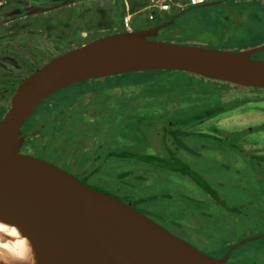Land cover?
Listing matches in <instances>:
<instances>
[{"label": "rangeland", "instance_id": "374dc122", "mask_svg": "<svg viewBox=\"0 0 264 264\" xmlns=\"http://www.w3.org/2000/svg\"><path fill=\"white\" fill-rule=\"evenodd\" d=\"M40 2L47 5L29 1L30 14L7 5L6 11H0V34L25 27H53L50 29L57 35L72 33L82 45L122 33L129 12L133 13L135 30L159 23V19L149 22L134 16L146 0ZM180 13L176 23L158 35V41L232 53L264 46V0H222ZM76 30L81 33L77 35ZM254 57L264 62V52ZM52 59L49 56L47 61ZM84 83L58 96L71 95L75 105L82 89H95L98 83L100 88L118 87V92L105 94L101 100L104 108H92L106 112L96 126L100 128L94 131L98 138L95 141L118 139L117 155L136 157L121 166L133 174L85 179L69 171L86 184L132 202L137 210L215 259L230 254L228 264H264V238L251 240L264 235V166L260 165L264 161L259 160L264 158V90L218 84L181 71L142 72ZM179 83H189L193 89L175 92ZM53 105L63 106L64 102L55 98ZM206 108H216L217 112L221 108L234 109L210 118ZM81 110L73 108L74 121L83 117ZM0 116L4 118L5 114ZM248 122H256V128L248 131ZM179 132L189 134L183 140L177 139L175 134ZM196 174L204 175L210 184L206 190L212 193L202 188L205 184L202 179L203 183L197 181ZM211 177L214 181L209 180ZM246 240L250 241L231 252Z\"/></svg>", "mask_w": 264, "mask_h": 264}, {"label": "water", "instance_id": "95a60500", "mask_svg": "<svg viewBox=\"0 0 264 264\" xmlns=\"http://www.w3.org/2000/svg\"><path fill=\"white\" fill-rule=\"evenodd\" d=\"M173 23L95 39L21 82L0 121V225L15 229L29 250L15 258L0 251V264L228 263L230 254L212 258L131 204L88 187L56 165L19 153L22 128L35 111L56 93L83 82L181 71L264 90V62L253 59L264 46L232 53L152 40Z\"/></svg>", "mask_w": 264, "mask_h": 264}, {"label": "flooded vegetation", "instance_id": "af4514ba", "mask_svg": "<svg viewBox=\"0 0 264 264\" xmlns=\"http://www.w3.org/2000/svg\"><path fill=\"white\" fill-rule=\"evenodd\" d=\"M29 1L35 2L34 4L36 5H47V3L43 4L40 0H4L0 4V8H2L0 11L1 13L6 11V6L9 5L12 9H22L23 14L24 12L30 14ZM3 4H5V7ZM174 13L173 11L170 12L166 15L167 17L162 19L163 21L159 20V23L152 27L166 24L173 20V24H175L182 13ZM0 19L3 20V18ZM50 28L53 27L40 29L25 27L0 34V114L6 115L10 109L11 99L23 80L54 59L81 46L72 33L69 36L57 35L54 29ZM80 33L81 31L76 30L77 35ZM152 40L158 41L157 37L152 38ZM49 56L53 59L47 61ZM254 56L253 59L255 60ZM23 65H27V68L23 69ZM98 80L101 79L87 81L84 85ZM99 86L100 84L98 83V86H93L95 89H82L76 97L78 102L75 105L72 103L71 95L58 96L64 90L45 101L23 126L24 142L19 149V153L56 165L80 179L88 187L101 191L99 187L96 188L86 184L81 177L70 171L78 172L85 179L88 176L97 178L111 177L115 175L114 173L133 174L131 169L122 170L121 166L135 159L136 156L126 153L122 156L119 153L117 155L116 151L119 149L118 139L109 143L104 142L102 139L100 142L95 141L98 138L94 131L100 128L96 126L104 118L106 112L105 110L101 111L92 108H104V103L101 100L105 94L109 96L110 93H116L119 90L118 87L100 88ZM55 98L63 101L64 105H53ZM45 108L49 109L45 111ZM73 108L79 110L82 108L83 117L80 121L73 120ZM2 119L0 116V121ZM248 123L250 124V126L246 127L248 131L254 130L257 126L256 122ZM88 135L93 137L89 138ZM107 148V153H105ZM144 181L146 180L144 179ZM126 203L133 206L132 202Z\"/></svg>", "mask_w": 264, "mask_h": 264}, {"label": "built area", "instance_id": "2783aa9c", "mask_svg": "<svg viewBox=\"0 0 264 264\" xmlns=\"http://www.w3.org/2000/svg\"><path fill=\"white\" fill-rule=\"evenodd\" d=\"M221 0H146L144 7L134 16L144 17L149 22H155L160 18H164L170 12L176 11L180 13L187 8L192 6H199L202 4H208L210 2H219ZM133 13H128L123 21L122 32L125 31H138L132 27V15Z\"/></svg>", "mask_w": 264, "mask_h": 264}, {"label": "bare ground", "instance_id": "6f19581e", "mask_svg": "<svg viewBox=\"0 0 264 264\" xmlns=\"http://www.w3.org/2000/svg\"><path fill=\"white\" fill-rule=\"evenodd\" d=\"M2 9V8H1ZM0 251L4 255H14L19 257H25L28 252V246L24 239L20 237L18 232L15 229H12L8 226L0 225ZM5 235V236H4ZM6 237L7 240H1V238ZM9 239V240H8ZM13 239V240H10Z\"/></svg>", "mask_w": 264, "mask_h": 264}, {"label": "trees", "instance_id": "16d2710c", "mask_svg": "<svg viewBox=\"0 0 264 264\" xmlns=\"http://www.w3.org/2000/svg\"><path fill=\"white\" fill-rule=\"evenodd\" d=\"M220 2V1H219ZM186 10H184V12H185ZM172 26V25H171ZM203 78V77H202ZM205 79V78H204ZM209 80V79H208ZM214 82H216V83H218V84H221V83H223V84H225L224 82H218V81H214ZM188 84L189 83H179V85H177V88H176V90H175V92L176 91H178V90H180V89H187V90H191V89H193V87H191V86H188ZM226 84H229V85H232V84H230V83H226ZM234 87H238V88H247V87H243V86H237V85H234ZM250 89H252V90H256V89H253V88H250ZM174 92V93H175ZM175 97H176V95H175ZM154 106V104H149L148 105V107H153ZM232 109H234V108H221L220 109V111L219 112H217L216 111V108H214V110L212 109V108H206L205 109V112H207V114H208V117H210V118H212V117H214V116H218V114H220V113H225L226 111H229V110H232ZM207 110V111H206ZM224 111V112H223ZM206 114V113H205ZM214 115V116H213ZM206 116V115H205ZM198 118H200V119H203L200 115H198ZM245 132V131H244ZM186 134H189V133H181V132H179L178 134L176 133L175 135L177 136L176 138L177 139H182V138H186ZM193 137V136H192ZM192 137H188V138H190V140H191V138ZM183 140V139H182ZM185 141H187V140H185ZM184 141V144H183V146L185 147V148H187V144H186V142ZM245 160L246 161H250V160H247L246 158H245ZM259 160H260V162H261V160H263L264 161V158H262V157H259ZM261 166H264V165H262V164H260ZM256 167H254V169H255ZM183 172L185 173V174H187L188 173V170H186V167H184L183 168ZM193 176V175H192ZM195 178H197V181L198 182H202V180H203V182H204V184H205V186H203L202 188H204L205 189V191H207V192H209V193H212L213 191H208V190H206V188L207 189H210V187L208 186V185H210L208 182H206L205 181V177H204V175H201V176H199L198 174H196L195 175ZM202 179V180H201ZM209 180H211V181H214V178L213 177H211V179H209ZM202 182V183H203ZM201 185V184H200ZM202 186V185H201ZM221 186H224V182H221ZM192 203V202H191ZM179 212H180V210H179Z\"/></svg>", "mask_w": 264, "mask_h": 264}, {"label": "crops", "instance_id": "0c3cea01", "mask_svg": "<svg viewBox=\"0 0 264 264\" xmlns=\"http://www.w3.org/2000/svg\"><path fill=\"white\" fill-rule=\"evenodd\" d=\"M222 1V0H221ZM220 1V2H221ZM220 2H210V3H208L209 5H215V3H220ZM206 6H207V4H206ZM192 7H197V6H192ZM191 8V7H190Z\"/></svg>", "mask_w": 264, "mask_h": 264}, {"label": "clouds", "instance_id": "9594fccd", "mask_svg": "<svg viewBox=\"0 0 264 264\" xmlns=\"http://www.w3.org/2000/svg\"><path fill=\"white\" fill-rule=\"evenodd\" d=\"M183 12V11H182Z\"/></svg>", "mask_w": 264, "mask_h": 264}]
</instances>
